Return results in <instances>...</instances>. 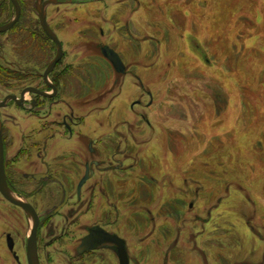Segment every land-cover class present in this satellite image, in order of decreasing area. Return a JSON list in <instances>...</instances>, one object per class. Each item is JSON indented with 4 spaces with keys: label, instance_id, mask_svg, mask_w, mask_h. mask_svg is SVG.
Wrapping results in <instances>:
<instances>
[{
    "label": "rangeland",
    "instance_id": "374dc122",
    "mask_svg": "<svg viewBox=\"0 0 264 264\" xmlns=\"http://www.w3.org/2000/svg\"><path fill=\"white\" fill-rule=\"evenodd\" d=\"M103 4L104 12L88 5L85 15L78 10L69 16L75 22L76 15L85 21L104 15L101 40L90 29L79 36L94 47L107 41L120 48L115 39L123 38V29L109 11L118 1ZM137 5L129 24L136 45L132 51L123 46V52L142 69L148 66L147 75L137 77L151 93L152 106L145 107L149 98L138 86L132 92L124 86L117 102L112 91L98 105L89 103V137H101L109 153L120 146L128 155L124 170L115 174L122 202L119 232L136 245L140 264H264V0H137ZM58 31L65 36L69 30ZM16 35L0 39L2 70L40 67L43 55L21 53ZM94 47L85 75L89 95L113 80ZM26 77L21 84L33 82ZM134 100L140 102L132 111L137 117L127 107ZM146 208L152 212L146 217L153 220L150 226ZM135 220L142 227L134 229ZM40 236L45 246V232ZM75 239L61 240L66 244L60 250H41V264L100 262L91 255L84 263L71 259ZM92 256L109 258L106 252Z\"/></svg>",
    "mask_w": 264,
    "mask_h": 264
},
{
    "label": "flooded vegetation",
    "instance_id": "af4514ba",
    "mask_svg": "<svg viewBox=\"0 0 264 264\" xmlns=\"http://www.w3.org/2000/svg\"><path fill=\"white\" fill-rule=\"evenodd\" d=\"M104 1L15 0L19 8L18 19L10 30L0 33V39L4 35L17 34L21 53L35 54V51L39 50L38 52L43 55L41 59L45 61L40 67L25 71L6 72L0 67L7 77L0 82V93H3L0 96L2 134L0 185L12 199L28 204L32 208L37 220L35 249L38 264H41V250H60L66 244L61 240L72 242L75 238L74 248L69 252L71 259L80 261L91 255L90 257H97L95 259L100 261L96 264H120L116 253L118 244L106 243L104 237L100 236L101 233L123 240L128 264H140L135 260L136 245L133 247L129 239L119 232L122 202L119 196L120 180L115 174L124 170L122 160L124 156L128 157L127 151H120L119 146L117 150L109 153L103 146L101 148V137L90 138L88 130L89 103L98 105L99 99L112 91V97L117 102L121 99L119 93L124 86L128 87L130 92L138 86L149 98L145 107L152 106L151 93L145 90L146 86L142 85L141 79L138 80L137 77L147 75L148 66L142 69V66L139 67L135 62V57L134 61L128 59L123 52L125 51L123 46L127 45L129 49L127 50L132 51L131 44L136 45L137 39L132 34L129 24L130 22L133 24L132 18L136 16L137 0H117L116 8L109 7L112 16L116 18L115 22L119 21L118 27L123 29L125 39L124 41L122 35L119 38L117 36L115 40L120 43V48L117 49L111 48L107 41H100L94 47L79 36L90 29L96 38L101 40L104 37L101 26L107 25L104 15L101 14V17L97 16L89 21H85L83 17L77 18L76 15L75 22L69 16L70 13L75 15L79 12L85 15L86 12L83 11L88 5L89 10L100 7V10L95 11L104 12L107 6L103 4ZM130 1H133L132 5L128 4ZM13 4L12 0H0V28L15 21L16 8ZM40 12L45 13L46 24L56 35L61 47L60 57L46 78L44 74L50 62L56 57L57 45L42 30L37 17ZM27 13L30 14L29 19ZM71 23L74 25L70 26ZM55 25H58L57 29ZM62 27H67L69 35L59 34L58 29ZM143 42L146 43V38ZM89 45L95 48L98 58L107 64L113 74L112 82L104 91L91 95L88 93L85 79L89 58L92 56ZM105 47L118 57L120 61L118 68L105 58L103 53ZM27 50L28 52H25ZM25 55L22 54V57H28ZM31 58L33 57L27 59ZM22 76H27L26 78L33 82L21 84ZM11 77L16 78L14 81L16 84L5 83ZM25 89H35L37 94L26 93L21 98L20 94ZM11 96L16 97V100L7 99ZM139 104V101H132L127 106L128 112L131 113ZM132 113L135 117V113ZM138 116L149 126L144 116ZM119 118L115 124L121 121ZM123 121L127 122V119L123 118ZM134 164L131 167H134ZM109 177L115 179L111 182L107 180ZM130 203L131 201L128 205ZM134 205L131 207L132 210L136 208ZM124 206L126 205L123 204L122 207ZM151 214L150 209L146 208L145 219ZM32 222L30 214L10 203L0 192V264H28L27 245ZM135 222L137 225L134 229L142 225L137 220ZM145 222L146 226H150L153 220L149 218ZM91 230H98L95 231L98 240L97 242L93 240L95 248L81 250L82 242L90 235ZM43 231L48 238L45 246H41L40 235ZM151 232L150 229L148 237ZM101 252L109 254V258L105 260L99 256H92ZM167 252L164 250V255H168ZM84 261L87 262L83 259L82 263ZM94 261L91 259L88 264H95Z\"/></svg>",
    "mask_w": 264,
    "mask_h": 264
},
{
    "label": "water",
    "instance_id": "95a60500",
    "mask_svg": "<svg viewBox=\"0 0 264 264\" xmlns=\"http://www.w3.org/2000/svg\"><path fill=\"white\" fill-rule=\"evenodd\" d=\"M12 2L14 3L13 5H15V8H16V17L15 18V21L14 22H11L10 24L4 26V27H1L0 28V33H3V32H6L8 30H10V28L14 25V23L16 22V20L18 19L17 17L19 16V8L18 6L16 5L15 3V0H12ZM45 13L44 12H40L38 14L37 17H39V21H40V25L42 27V30L44 31V33L52 40V42H54L56 45H57V54H56V57L50 62V64L48 65L47 67V70L44 74V77L46 78L47 75L49 74V72L53 69L52 67L55 66L56 62L58 61L59 57H60V54H61V47H60V44L58 42V39L56 37V35L48 28L47 24H46V21H45ZM105 52L104 53V56L105 58H107L111 63L112 65L115 67V68H118V66L120 65V61L118 59V57L110 50L108 49L107 47L104 48ZM26 93H32V94H37V91L35 89H25L20 95H21V98L26 94ZM7 99H12V100H16V97L14 96H11V97H8ZM6 99V100H7ZM1 150H2V134H1V124H0V159H1ZM2 174V171H1V168H0V175ZM1 178V177H0ZM0 192L1 194L7 198V200L22 208L23 211H25L26 213L30 214L33 218V226H32V229H31V232L29 234V238H28V245H27V262L28 264H38V260H37V254H36V227H37V220L35 219L34 217V214L32 212V208H30V206L28 204H23L21 202H17L15 201L14 199H12L8 194L7 192L3 189V187L0 185ZM98 232V230H91L90 231V235L85 238L82 242V246H81V250H92L93 248V244H94V239L98 240L97 238V234L96 232ZM100 232V230H99ZM101 237H104V241L106 243H114V244H118L119 248L116 249V253L119 257V260H120V264H128V259H127V254H126V249H125V244H124V241L119 239L118 237H115V236H109L108 234H105V233H101L100 234Z\"/></svg>",
    "mask_w": 264,
    "mask_h": 264
},
{
    "label": "trees",
    "instance_id": "16d2710c",
    "mask_svg": "<svg viewBox=\"0 0 264 264\" xmlns=\"http://www.w3.org/2000/svg\"><path fill=\"white\" fill-rule=\"evenodd\" d=\"M10 75L13 76L12 74H10ZM5 78H7V77H6V74L3 73V72L0 70V82L2 81V79H5Z\"/></svg>",
    "mask_w": 264,
    "mask_h": 264
}]
</instances>
